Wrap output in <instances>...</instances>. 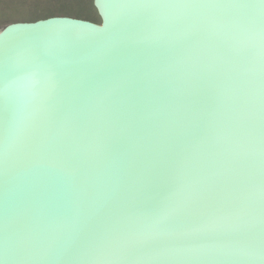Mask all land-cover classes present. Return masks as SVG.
I'll return each mask as SVG.
<instances>
[{
    "label": "water",
    "instance_id": "obj_1",
    "mask_svg": "<svg viewBox=\"0 0 264 264\" xmlns=\"http://www.w3.org/2000/svg\"><path fill=\"white\" fill-rule=\"evenodd\" d=\"M93 6L0 30V264H264V2Z\"/></svg>",
    "mask_w": 264,
    "mask_h": 264
},
{
    "label": "rangeland",
    "instance_id": "obj_2",
    "mask_svg": "<svg viewBox=\"0 0 264 264\" xmlns=\"http://www.w3.org/2000/svg\"><path fill=\"white\" fill-rule=\"evenodd\" d=\"M66 16L99 24L93 0H0V30L11 23Z\"/></svg>",
    "mask_w": 264,
    "mask_h": 264
},
{
    "label": "snow or ice",
    "instance_id": "obj_3",
    "mask_svg": "<svg viewBox=\"0 0 264 264\" xmlns=\"http://www.w3.org/2000/svg\"><path fill=\"white\" fill-rule=\"evenodd\" d=\"M262 2H264V0H262Z\"/></svg>",
    "mask_w": 264,
    "mask_h": 264
}]
</instances>
